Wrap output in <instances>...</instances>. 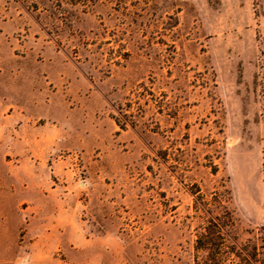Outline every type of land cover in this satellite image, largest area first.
<instances>
[{
	"label": "rangeland",
	"instance_id": "obj_1",
	"mask_svg": "<svg viewBox=\"0 0 264 264\" xmlns=\"http://www.w3.org/2000/svg\"><path fill=\"white\" fill-rule=\"evenodd\" d=\"M0 106L37 127L0 264H194L207 210L264 227V0H0Z\"/></svg>",
	"mask_w": 264,
	"mask_h": 264
},
{
	"label": "trees",
	"instance_id": "obj_2",
	"mask_svg": "<svg viewBox=\"0 0 264 264\" xmlns=\"http://www.w3.org/2000/svg\"><path fill=\"white\" fill-rule=\"evenodd\" d=\"M114 122L123 129L117 119ZM214 201L220 206L219 199ZM220 207L215 215L207 210L209 218L196 231L194 264H264V227L252 238L238 242L232 213Z\"/></svg>",
	"mask_w": 264,
	"mask_h": 264
},
{
	"label": "crops",
	"instance_id": "obj_3",
	"mask_svg": "<svg viewBox=\"0 0 264 264\" xmlns=\"http://www.w3.org/2000/svg\"><path fill=\"white\" fill-rule=\"evenodd\" d=\"M0 132L7 133V137L0 136V208L5 212L8 208V199L10 198L12 174L14 171L22 167V159L18 157V152L15 151L17 145L28 143L25 132L29 130H37L33 122L29 121V117L21 108L0 106ZM32 166H35V160H30ZM10 230L4 226L0 230L3 241L9 235Z\"/></svg>",
	"mask_w": 264,
	"mask_h": 264
}]
</instances>
